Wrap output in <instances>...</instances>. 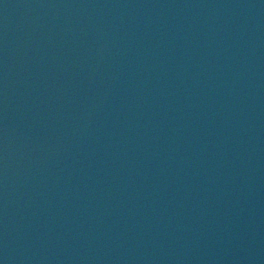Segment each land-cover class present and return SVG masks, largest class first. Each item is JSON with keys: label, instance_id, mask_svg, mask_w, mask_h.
I'll list each match as a JSON object with an SVG mask.
<instances>
[{"label": "water", "instance_id": "water-1", "mask_svg": "<svg viewBox=\"0 0 264 264\" xmlns=\"http://www.w3.org/2000/svg\"><path fill=\"white\" fill-rule=\"evenodd\" d=\"M0 264H264V0H0Z\"/></svg>", "mask_w": 264, "mask_h": 264}]
</instances>
